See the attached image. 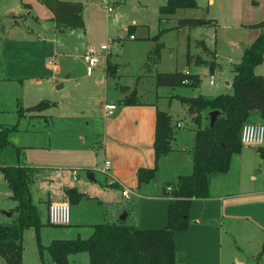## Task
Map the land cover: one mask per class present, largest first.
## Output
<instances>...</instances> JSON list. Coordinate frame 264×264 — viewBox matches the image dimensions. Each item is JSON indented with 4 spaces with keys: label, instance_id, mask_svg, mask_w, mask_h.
<instances>
[{
    "label": "crops",
    "instance_id": "crops-1",
    "mask_svg": "<svg viewBox=\"0 0 264 264\" xmlns=\"http://www.w3.org/2000/svg\"><path fill=\"white\" fill-rule=\"evenodd\" d=\"M195 2L198 8L197 0ZM201 7L204 14L199 19L209 23L195 28H180L200 33L199 39H194L193 55L188 53L190 37L187 36L185 56L186 54L190 56V62L186 64L184 61V68L174 72L197 76L198 87L188 88L197 90L198 95L205 96L200 86L202 72L212 77V84L209 85L208 81V87H214V90L206 94L208 97L230 94L232 69L239 63L243 50L260 33V29L250 26L264 21V0H204ZM15 11L20 12L18 8H15ZM30 11L28 7L25 9L28 15ZM110 17L111 15L104 13H89V10L85 9L82 11L79 24L75 27L80 26L83 29L89 43L90 35H98L104 40L108 25L106 23ZM52 22L55 28L62 30L57 26L58 23L54 18ZM112 23H117L115 17L112 18ZM175 26L169 28L157 26L154 34H146L143 38L152 43L161 33L173 30ZM126 27V32L134 35L135 39V34L139 31L137 22L132 19ZM210 30L214 35L211 44L208 40ZM227 34H232L233 37ZM200 44L204 45L205 52H202ZM150 53L149 51L146 55L150 56ZM106 57L100 58L93 74L89 77H81L87 89L89 84L103 86V93L98 95L95 107L93 109L91 105L84 107L83 113L82 111L79 113V110L75 113L69 112L65 117L67 121L63 123V133H65L60 134L62 137L48 138L44 146L29 147L31 151L26 152L25 162L19 165L38 170L29 192L41 212L42 222L46 220L43 211L46 203L67 202L66 191H74L83 195L81 200H94L101 206L98 220L90 225L92 232L96 225L120 223L134 229H162L166 224L167 207L173 201L168 194L170 191H166L167 187L170 188L167 184H175L178 177L189 175L192 171L194 125L189 121L183 105L181 106L184 120L173 121L168 109L159 107L155 102L137 100L136 105H122L121 101L125 93L123 94L119 89L120 93L117 95L112 90L113 98L110 100L108 94L111 91V84L114 86L113 89L117 88L105 73ZM107 59L110 61L109 56ZM52 68L58 72V66ZM254 74L264 76V55L262 63L254 68ZM214 78L219 79L218 84H215ZM161 88L165 91V96L171 93L169 97L166 96L168 99L176 100L175 97L180 96L175 93L178 87ZM168 89L171 91H167ZM56 90L62 91L63 85L57 86ZM210 94L214 95L210 96ZM194 96L195 94L190 97ZM107 104L116 106L110 116L104 111V105ZM50 105L52 106L49 108L55 109L56 104L50 103ZM19 107L22 108L18 105V109ZM156 110L167 112L170 117V126L174 132L172 151L158 160L155 178L148 183L138 185L136 171L140 168H152L154 164L152 142ZM45 112L47 110L24 113L23 116L28 120L42 121L43 127L48 129L54 117L53 114L42 115ZM249 116L254 120L250 123L262 124V119L255 111ZM246 122L249 120L247 119ZM82 123L84 126H92L85 131L82 130ZM187 128L189 134L185 132ZM51 130L48 129L46 135L52 136ZM256 155H260L264 160V146H242L239 153L231 156L228 172L209 179L208 197L191 200L187 230L173 233L175 264H223L224 251L226 254L224 256L230 255V258H236L245 247L248 249L250 259L253 260L252 264H264V182L262 189L260 185H255ZM234 156H237V165L231 169ZM105 160L109 162L110 167L106 173H103L102 166ZM245 160L249 162L246 163ZM52 183L58 185L55 194L49 191V185ZM122 190L129 192L128 200L121 196ZM122 204H127L126 208H122ZM121 211L125 214L118 216ZM121 217L124 218L121 220ZM223 241L233 246L230 254L228 248L224 247ZM78 254L69 255L67 264L69 258H75L73 256ZM236 264H245V262L240 260Z\"/></svg>",
    "mask_w": 264,
    "mask_h": 264
},
{
    "label": "rangeland",
    "instance_id": "rangeland-1",
    "mask_svg": "<svg viewBox=\"0 0 264 264\" xmlns=\"http://www.w3.org/2000/svg\"><path fill=\"white\" fill-rule=\"evenodd\" d=\"M95 2L96 0H44L42 2L0 0V123L15 127V130L8 133L7 140L12 147L18 148L20 153L16 158L13 149H6L0 154V165H16L25 162L26 152L31 151L29 147L44 146L48 138L62 137L60 134L65 133H63V123L67 121L65 117L69 112L75 113L79 110V113L81 111L83 113L84 107H89V105L92 109L95 107L98 95L103 93V86L89 84L87 89L81 80V77H85V66L81 57L89 45L97 48L100 44H106L109 48L110 61L117 66L115 77H109L111 83H115L117 88L113 89L114 86L111 84V91L108 94L110 100L113 98L112 90L117 95L120 93L119 90L127 87L128 91L123 93L125 96L134 90L137 100L155 102L159 107L167 108L173 121L184 120L181 104L177 99L166 97H169L171 93L165 96V91L155 86L154 75L182 70L187 49L185 47L187 36L191 40L188 41V53L193 55L194 39H199L200 32L191 29L166 30L152 43L143 37L146 34H154L157 26L160 28L175 26L177 19H199L204 14L201 7L204 0H197L199 7L195 10H178L172 15H161L158 12V6L163 5L165 0H108L113 11L106 23L108 25L105 39L102 40L98 35H90L88 36L89 43L83 29L75 26L79 24L82 11L85 9L89 10V13H104L97 8ZM27 7L31 10L29 15L25 12ZM15 8H18L20 12H16ZM113 17L117 19L116 24L112 23ZM52 18L62 30L54 27ZM132 19L137 22L139 31L137 30L134 40H128L126 26ZM15 21L16 24H14ZM119 36H122L121 40L117 39ZM227 36L233 37L232 34H227ZM212 38L214 40L213 32L210 30L208 37L210 44ZM157 48L158 51H156ZM149 51L151 52L150 59L158 55L157 62L154 63L152 60L146 62V54ZM146 63L147 70L144 67ZM55 65L58 66V72L52 68ZM200 80L204 97H208L206 94L211 93L214 87H208L209 77L205 72H202ZM214 82L218 84L219 79L214 78ZM59 85H63V90L60 92L56 90ZM175 93L185 97L198 95L197 90L188 87H178ZM41 101L56 104L55 109L49 108L52 106L49 105L48 109L42 110H47L42 115L53 114V123L48 128L52 129V136L46 135L48 129L43 127L42 121L28 120L24 116L18 117L17 115L18 105L22 108L32 107ZM248 120L249 122L254 121L250 119V116ZM83 124L81 127L85 131L92 126ZM185 132L189 134V128ZM236 157L232 158L231 169L237 165ZM245 162L248 163L249 160ZM255 171L257 175L255 185H260L262 189L264 160L260 155H256ZM1 177L0 174V224H6L15 218V214L11 212L16 203L10 199V191ZM245 181L251 184L247 179ZM49 189L51 194H55L58 191V185L52 183ZM81 199L69 206L70 223L68 225L41 227L38 233L39 244L44 248L41 253L37 248L34 230L30 228L23 232L21 264H53L45 250L52 240L86 239L92 234L90 225L98 220L101 206L94 200ZM242 200L245 201V199ZM47 205L49 204L46 203L43 207L45 214ZM126 206L127 204H122V208ZM123 214L125 212L121 211L118 216ZM223 245L228 248L230 254L233 246L226 241H223ZM224 255H226L225 251L223 264H236L240 260L245 264L253 263L247 247L242 249L240 256L236 258ZM73 257L75 258H69L68 264H88L85 253ZM0 264H3L1 258Z\"/></svg>",
    "mask_w": 264,
    "mask_h": 264
},
{
    "label": "trees",
    "instance_id": "trees-1",
    "mask_svg": "<svg viewBox=\"0 0 264 264\" xmlns=\"http://www.w3.org/2000/svg\"><path fill=\"white\" fill-rule=\"evenodd\" d=\"M196 8L195 0H165L158 12L161 15H172L178 10ZM208 23L209 21L202 19H179L174 29L195 28ZM250 27L260 29V33L243 50L239 63L232 69L230 94L175 97L185 107L189 121L194 125L192 171L189 175L178 177L175 184H167L170 186L168 194L173 201L167 207L164 228L134 229L123 223L96 225L86 239L51 241L45 250L53 264H67V257L78 253L88 255V264H175L173 233L187 230L191 200L207 198L209 179L228 172L231 156L239 153L242 147L239 142L240 128L252 111L259 115L264 125V76L254 74V68L262 63L264 55V21ZM200 48L202 52L206 51L203 44H200ZM108 56L105 73L108 77H115L117 66L107 59ZM157 56L154 59L147 56L146 62H157ZM185 61L189 64L188 54ZM144 67L147 70V63ZM154 81L155 86L168 88H197L199 84L197 76L181 72L157 73ZM121 91L126 93L128 88L123 87ZM121 104H138L134 90L122 99ZM49 105L47 101H41L32 107L19 108L17 115L22 117L26 112H40ZM213 111L218 112V115L210 126L208 113ZM12 130L15 127L0 124V154L11 148L18 158L19 149L12 147L7 140V135ZM173 141L170 117L167 112L156 110L152 142L154 164L152 168H140L136 171L138 185L154 179L157 162L172 151ZM37 173V169L22 167L18 163L0 165V174L10 191V199L16 203L11 212L15 214L13 221L0 224V258L3 264H21V240L27 229L34 230L39 253L44 249L39 244L38 231L43 226L51 225L47 219L45 222L41 221V212L29 192ZM66 196L71 205L83 195L66 191Z\"/></svg>",
    "mask_w": 264,
    "mask_h": 264
},
{
    "label": "built area",
    "instance_id": "built-area-1",
    "mask_svg": "<svg viewBox=\"0 0 264 264\" xmlns=\"http://www.w3.org/2000/svg\"><path fill=\"white\" fill-rule=\"evenodd\" d=\"M97 8L103 11L107 15H111L112 7L110 6L108 0H96L95 2ZM128 40H133L134 37L131 34L126 35ZM121 40L122 36L117 37ZM109 54V48L106 44H100L97 48L94 46H87L82 54V62L85 66V76L89 77L93 69L99 63L102 56H107ZM209 85L212 84V77H209ZM116 106L113 104L104 105V111L107 116L112 115ZM239 142L243 147H263L264 146V125L259 123L245 122L242 124L239 132ZM110 167L108 161L103 162L102 172L106 173ZM166 191H170L167 187ZM121 196L128 200L129 192L127 190L121 191ZM46 219L50 225L63 226L69 223V205L67 202H55L50 203L46 209Z\"/></svg>",
    "mask_w": 264,
    "mask_h": 264
},
{
    "label": "water",
    "instance_id": "water-1",
    "mask_svg": "<svg viewBox=\"0 0 264 264\" xmlns=\"http://www.w3.org/2000/svg\"><path fill=\"white\" fill-rule=\"evenodd\" d=\"M218 115V112L216 111H213V112H210L208 113V118H209V125L211 126L216 118V116ZM1 180L3 181V177H1ZM124 217H121V220L123 219Z\"/></svg>",
    "mask_w": 264,
    "mask_h": 264
}]
</instances>
